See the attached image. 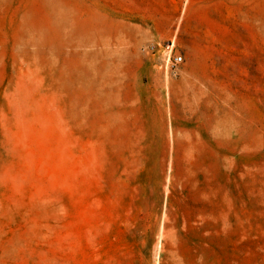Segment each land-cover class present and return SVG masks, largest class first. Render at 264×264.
<instances>
[{
    "label": "rangeland",
    "instance_id": "1",
    "mask_svg": "<svg viewBox=\"0 0 264 264\" xmlns=\"http://www.w3.org/2000/svg\"><path fill=\"white\" fill-rule=\"evenodd\" d=\"M0 264H264V0H0Z\"/></svg>",
    "mask_w": 264,
    "mask_h": 264
},
{
    "label": "built area",
    "instance_id": "2",
    "mask_svg": "<svg viewBox=\"0 0 264 264\" xmlns=\"http://www.w3.org/2000/svg\"><path fill=\"white\" fill-rule=\"evenodd\" d=\"M165 54L163 56L161 67L166 71L169 70L172 73L176 71L178 66L181 65L182 57L178 54L172 52V45L165 49Z\"/></svg>",
    "mask_w": 264,
    "mask_h": 264
}]
</instances>
